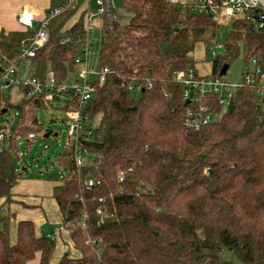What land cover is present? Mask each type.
Instances as JSON below:
<instances>
[{
	"label": "trees",
	"instance_id": "1",
	"mask_svg": "<svg viewBox=\"0 0 264 264\" xmlns=\"http://www.w3.org/2000/svg\"><path fill=\"white\" fill-rule=\"evenodd\" d=\"M118 6L130 16L121 23L114 14L112 31L103 24L98 66L108 67L109 73L102 84H93V96L81 109V144L93 159L77 168L67 139L56 159L65 175L47 179L54 183L52 197L61 213L50 232L48 227L37 234L33 221L19 220L11 241L13 215L0 212V264H27L35 257L38 264H232L219 255L222 250L232 251L244 264H264L260 77L254 84L243 83L230 105L215 106L216 121L185 131L186 103L173 74L195 68L194 45L209 43L218 23L189 3L120 0ZM35 30L0 32L2 64L16 60L41 80L52 70L55 84L64 83L80 53L75 39L84 38L82 12L72 9L50 19L48 41L33 57L17 59L21 39ZM64 35L73 42L61 44ZM222 45L223 55L212 60V76L223 64L228 69L240 47L244 63L256 59L264 74V33L248 20L232 19ZM20 89L21 101H6L0 109V115L8 109L19 114L0 151V198L6 204L18 180L29 177L19 167V142L30 146L41 128L35 111L52 107L44 93ZM63 108L69 110L67 104ZM87 179L95 183L88 187ZM58 240L68 247L53 261Z\"/></svg>",
	"mask_w": 264,
	"mask_h": 264
},
{
	"label": "built area",
	"instance_id": "2",
	"mask_svg": "<svg viewBox=\"0 0 264 264\" xmlns=\"http://www.w3.org/2000/svg\"><path fill=\"white\" fill-rule=\"evenodd\" d=\"M167 1L173 4L188 3L179 0ZM189 4H193V7L197 10L207 13L217 23L223 17L233 19L241 17L250 22L252 29L264 33V0H194ZM115 8L114 0H55L46 9L44 17L39 21H36L34 13L27 7L22 8L19 12L17 20L25 29L36 28L32 36L21 39L17 57L19 60L33 57L48 41L47 24L50 19L72 9L82 12L84 38L82 41L79 37L75 39L76 43H80L81 49L80 53L74 57L75 67L79 66V68L77 67V77L72 83L64 82L56 85L52 70H48L41 80L33 76L29 68L24 70L28 76L27 79L18 81L16 60H11L3 65L0 58V90H7L13 85L28 87L30 95L44 93L45 99L52 102V104L55 102V106L60 97L65 96L64 104L69 106V110L66 111L64 124L67 139L72 142L73 159L77 168L85 165L83 160L84 151L81 144V138H85V129L81 109L93 96V84H102L106 74L109 73V68L106 66L99 67L97 64L96 67H93L89 64L90 46L92 45L91 36L94 30H99L101 34L103 24L109 31H112L113 10ZM98 41L100 43V37ZM71 42L73 40L69 35H64L61 38V44L63 45H68ZM248 63L252 64V69L248 67ZM224 75L220 73L216 76H212L210 73L199 75L195 68H188L185 71H177L173 74V80L182 87V99L186 103L182 117V125L185 131L197 130L216 121L217 119H214V117L219 116V114L215 112V106L226 107L230 105L234 100L235 92L241 85L243 83L254 84L258 76L260 77L258 94L264 97V74L256 59H251L245 63L243 79L240 84H230ZM129 88L131 89V87ZM134 89L138 91L139 87ZM55 96H58L57 100H55ZM89 133L86 132L87 135ZM8 136L9 127L5 124L0 129V151L7 145ZM28 136L33 138L35 135L30 133ZM121 176L122 174H120V180ZM94 183L93 179H87L85 182L88 187ZM82 226H84V223H82ZM47 236L54 239V235L51 233H47ZM89 240L88 238L87 241Z\"/></svg>",
	"mask_w": 264,
	"mask_h": 264
},
{
	"label": "rangeland",
	"instance_id": "3",
	"mask_svg": "<svg viewBox=\"0 0 264 264\" xmlns=\"http://www.w3.org/2000/svg\"><path fill=\"white\" fill-rule=\"evenodd\" d=\"M179 1L190 3L194 0ZM114 3L117 9L115 8L113 10V13L120 16L121 23H125L128 20L130 13L123 10L122 7L118 6L120 5V0H114ZM232 19L233 18L231 17L221 18L218 22L217 35L214 38L210 39L209 43L199 41L194 45L191 56L194 60L195 70L199 75L210 73L213 58L223 55L224 49L222 43L225 40L227 33L231 29ZM205 36H207V34ZM91 37L92 45L90 46L91 54L89 56V64L90 66L96 67L98 64V53L100 49V43L98 41V38L100 37L99 30H94ZM243 58L244 52L242 50V47H240L239 55L230 62L229 67L224 75V77L230 84H240L242 82L243 68L245 66ZM77 67L79 68V66H76L75 71L68 74L67 80L65 81L66 83H72L77 77ZM248 67L250 69L253 68L252 64L250 63H248ZM25 68L26 65L17 66L18 81L27 79L28 76L24 72ZM21 99L22 90L20 89V87H18V85H13L7 90H0V109L6 101L13 104H18ZM64 102L65 96L62 95L57 102V107L52 106L45 109L36 110L35 116L37 117L38 122L41 123L40 130L36 133L35 138L27 148H25L24 141L22 139L19 142L22 162V165H20L19 167H23L25 169L27 175L29 176L28 178H30L31 180L46 182L49 177L60 179L65 175V172L59 170L56 164V159L58 158L59 153L67 145V134L64 124V121L66 119V111L63 108ZM218 118L219 116L214 117V119ZM18 119V111L16 109H8L4 115H0V129L5 124L10 129L11 125L17 123ZM98 119L99 117L94 120L95 124L97 123ZM46 132H50L51 134L48 137H44L43 135ZM90 159H93V157L89 155L87 156V154H83V160L85 163L90 162ZM54 213L57 214L55 210ZM47 225L49 227V231L54 228L52 223H49ZM58 243L61 244L62 241L58 240ZM69 245L71 246V243ZM219 255L224 260L232 264H244L236 257V255L232 251L222 250Z\"/></svg>",
	"mask_w": 264,
	"mask_h": 264
},
{
	"label": "crops",
	"instance_id": "4",
	"mask_svg": "<svg viewBox=\"0 0 264 264\" xmlns=\"http://www.w3.org/2000/svg\"><path fill=\"white\" fill-rule=\"evenodd\" d=\"M50 5L51 0H0V32L25 30L17 20V16L23 6V8L31 9L36 21H39L44 17L46 9ZM53 185L54 183L51 180L40 182L23 177L12 188L11 202L6 204L4 198H0V212L7 211L13 215L10 223L11 241L15 240L16 223L19 220L33 221L37 234L40 233V228L44 224L52 223V225H57L60 223L61 213L52 197ZM54 210L57 214L54 213ZM62 234L64 243H68L67 232L63 231ZM66 246L65 244L57 243L53 261L58 260L61 254L65 253ZM27 264H38V257L27 262Z\"/></svg>",
	"mask_w": 264,
	"mask_h": 264
},
{
	"label": "water",
	"instance_id": "5",
	"mask_svg": "<svg viewBox=\"0 0 264 264\" xmlns=\"http://www.w3.org/2000/svg\"><path fill=\"white\" fill-rule=\"evenodd\" d=\"M0 69H1V68H0ZM226 69H227V64H223V65L221 66V68H220L219 73L222 74V75H224V74L226 73ZM57 99H58V96H55V100H57ZM52 105L55 106V102H53ZM5 111H6V109L3 108V112H5ZM50 134H51L50 132H46L43 136H44V137H48ZM40 229H41V232H42V233H45V232L47 231V226L44 224V225L41 226Z\"/></svg>",
	"mask_w": 264,
	"mask_h": 264
}]
</instances>
